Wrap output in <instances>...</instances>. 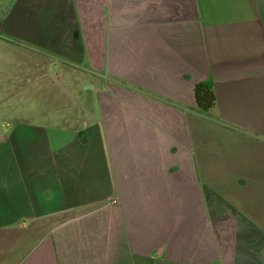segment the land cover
I'll return each instance as SVG.
<instances>
[{"label": "crops", "instance_id": "obj_1", "mask_svg": "<svg viewBox=\"0 0 264 264\" xmlns=\"http://www.w3.org/2000/svg\"><path fill=\"white\" fill-rule=\"evenodd\" d=\"M54 69L81 120L0 138V264H264V0H0V92Z\"/></svg>", "mask_w": 264, "mask_h": 264}, {"label": "rangeland", "instance_id": "obj_2", "mask_svg": "<svg viewBox=\"0 0 264 264\" xmlns=\"http://www.w3.org/2000/svg\"><path fill=\"white\" fill-rule=\"evenodd\" d=\"M8 68L9 66L6 65ZM18 67V66H16ZM3 73L10 74V69H5V66L1 68ZM54 77H57L58 82L50 78V80L39 81L35 85V89L38 90V97H30L26 93L20 91V95L14 96L11 93L13 90L20 88L24 83L20 80V86L9 87L6 86L3 91L0 92V138L8 136H19L21 130L17 129L16 125L21 121H31L37 123H46V110L48 115L52 117L51 120L54 121L55 125H60L65 119L71 120L73 122L80 121V106L84 105L83 97L77 96L76 90L72 89L71 83L64 78V75L58 69H54ZM51 80L54 82L51 83ZM43 85L41 86V84ZM47 84L49 91L53 87L54 96L52 101L48 98L46 101L45 96L41 97V92L44 89L43 86ZM53 84V85H52ZM49 85H52L50 87ZM69 90L72 96L67 95L64 88ZM53 123V122H52ZM27 146L22 145V151Z\"/></svg>", "mask_w": 264, "mask_h": 264}, {"label": "trees", "instance_id": "obj_3", "mask_svg": "<svg viewBox=\"0 0 264 264\" xmlns=\"http://www.w3.org/2000/svg\"><path fill=\"white\" fill-rule=\"evenodd\" d=\"M195 97L198 109L201 112L207 113L216 105V95L207 83L201 82L195 86Z\"/></svg>", "mask_w": 264, "mask_h": 264}]
</instances>
